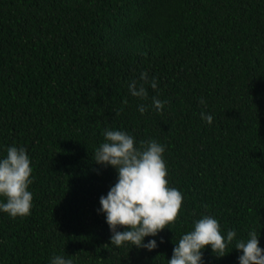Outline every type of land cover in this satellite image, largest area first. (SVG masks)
<instances>
[{
  "label": "trees",
  "instance_id": "16d2710c",
  "mask_svg": "<svg viewBox=\"0 0 264 264\" xmlns=\"http://www.w3.org/2000/svg\"><path fill=\"white\" fill-rule=\"evenodd\" d=\"M142 72L146 100L128 88ZM105 129L165 147L183 204L145 237L152 251L110 244L99 198L117 171L94 161ZM10 146L30 157L33 206L0 211V264H167L204 215L236 233L204 264H239L250 231L264 249V0H0V158Z\"/></svg>",
  "mask_w": 264,
  "mask_h": 264
},
{
  "label": "clouds",
  "instance_id": "9594fccd",
  "mask_svg": "<svg viewBox=\"0 0 264 264\" xmlns=\"http://www.w3.org/2000/svg\"><path fill=\"white\" fill-rule=\"evenodd\" d=\"M143 81L137 87L135 80L128 85L133 97L148 98L145 83H149L147 73L140 74ZM152 89L157 88L155 77L150 81ZM127 104V100L123 101ZM167 101L153 97L152 104L158 113L162 112ZM201 104H205L201 99ZM206 106V104H205ZM141 114L147 111L145 105L138 108ZM201 118L211 124L213 117L201 113ZM105 142L95 151L96 164L111 166L117 171V181L106 196L99 198V212L105 215L106 223L112 233L110 244L117 248L130 244L138 249L154 250L156 240L144 243L145 237H155L170 228L178 220L183 204L182 193L169 186L166 179L167 165L164 160L165 147L156 140L141 141L136 146L135 138L125 131H104ZM29 155L23 147L10 146L6 156L0 158V211L10 218H25L31 215L33 194L29 186L33 183ZM206 207V206H205ZM124 228L118 231V228ZM258 233L250 231L246 241L235 243L236 250L242 252L239 264H264V249L259 247ZM236 236L228 230L227 237L221 234L219 221L204 215L193 222V229L183 234L173 248L167 264H204L203 250L210 246L216 257L226 255L228 245ZM161 242H163L161 240ZM51 264H73L71 259L56 255Z\"/></svg>",
  "mask_w": 264,
  "mask_h": 264
}]
</instances>
